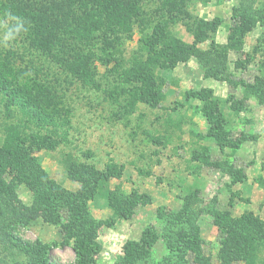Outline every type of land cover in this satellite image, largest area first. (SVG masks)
<instances>
[{
    "label": "rangeland",
    "instance_id": "374dc122",
    "mask_svg": "<svg viewBox=\"0 0 264 264\" xmlns=\"http://www.w3.org/2000/svg\"><path fill=\"white\" fill-rule=\"evenodd\" d=\"M162 2L149 0L147 11L161 8ZM238 5V0H193L186 17L169 25L170 36L192 43L185 24L201 19L210 24L218 23L212 37L216 43L225 45L235 38L234 9ZM255 8L262 10L264 0H257ZM253 25L241 49L229 52L226 69L232 85L205 79L198 62L190 58L172 70L157 72L165 81V99L156 109L140 105L130 113L123 102L114 103L109 98L112 82L104 67H97L92 81L74 78L55 66L47 55L34 50L22 36L5 43L6 22L0 19V73L12 82L28 86L33 98L55 111L60 125L58 133H66L67 142L56 151L34 153L50 178L68 191H77L79 184L69 179L65 159L69 154L84 160L82 153H89L88 162L97 168L102 169L110 159L123 167L121 178L111 181V189L120 185L124 193L137 189L151 198L149 204L137 206L129 218L115 219L109 224L105 223L113 219V212L107 196L98 195L89 203L90 215L99 224L95 239L98 249L93 256L95 264H118L124 247L138 241L147 228L154 230L158 239L149 258L140 264H198L190 251L183 256L173 253L165 238V215L180 210L184 197L191 192L200 198L194 207L199 212L196 224L202 254L210 257L212 264H219L217 253L222 236L207 214L208 208L229 212L233 218L252 213L264 222V188L259 184L260 177H264V103L243 86V83L253 84L255 76L264 78V21ZM127 31L132 35L127 41L130 53L137 49L139 34L135 27H128ZM208 45L209 42H205L198 47L205 50ZM239 61L244 66H237ZM202 89L210 90L220 104L228 132V140L222 145L207 136L209 125L201 113V101L186 99L187 92ZM3 112L0 104V142L4 123L18 121L21 115L14 109L13 117L8 118ZM68 112L70 124L65 126L63 119ZM204 148L209 163H219L220 167L194 159ZM228 165L241 171V182L232 183L233 177L226 174ZM16 192L19 200L30 207L33 194L23 184L18 185ZM160 211L164 215L159 214ZM66 219L63 213L62 222ZM13 230L23 242L48 246L49 264H77L73 241L61 246L65 232L60 225L39 218L27 226L17 225ZM258 258L257 264L264 263L263 246L258 248ZM6 261L7 264L26 263L21 257L15 258V263L12 259ZM234 264H245V261Z\"/></svg>",
    "mask_w": 264,
    "mask_h": 264
},
{
    "label": "trees",
    "instance_id": "16d2710c",
    "mask_svg": "<svg viewBox=\"0 0 264 264\" xmlns=\"http://www.w3.org/2000/svg\"><path fill=\"white\" fill-rule=\"evenodd\" d=\"M148 1L0 0V19L8 22L9 13L22 17L28 28L22 38L74 78L92 81L97 75V67H104L112 82L109 98L114 103L123 102V107L130 113L140 105L156 109L165 99V81L157 72L172 70L190 58L198 62L205 79L233 84L226 62L230 51L241 49L253 24L264 21V8L259 11L255 8L257 0H238L239 5L234 9L237 19L235 38L225 45L216 43L212 37L218 23L210 24L201 19L185 24L193 38L192 43L187 44L170 36L169 25L182 21L193 0H163L161 8L150 12L146 8ZM128 27H135L139 34L137 49L130 53L127 41L132 35L128 33ZM205 42H209L207 49H200L198 45ZM236 65L244 66V63L239 61ZM34 86L41 90L39 85ZM243 86L264 103V78L255 76L253 84L243 83ZM31 94L28 86L12 82L0 73L3 114L12 118L14 109L21 114L18 121L4 123V136L0 142V264H7L6 259L15 263L18 257L26 260L25 264H49L48 246L23 242L13 230L17 225L27 226L39 218L61 226L65 232L61 246L73 241L77 264H95L93 256L98 249L95 239L99 224L90 215L89 203L98 195L107 196L108 206L113 212V219L105 223L109 224L115 219L129 218L137 206L149 204L151 198L137 189L124 193L120 185L111 189V181L121 178L123 167L110 159L102 169L97 168L88 162L91 158L89 153H82L84 160L69 154L65 159L69 179L79 184L77 191H68L52 180L34 153L56 151L67 142L66 133H58L60 125L55 111L48 105H41ZM186 99L201 101V113L209 125L207 136L220 145L227 142L225 119L212 92L205 89L187 92ZM68 114L63 119L65 126L70 124ZM194 159L220 167L219 163H209L205 148ZM226 174L233 177L232 183L243 180L241 171L230 165ZM20 184L33 194L30 207L25 206L17 196L16 189ZM259 184L264 188V177H260ZM199 202L198 195L191 192L184 197L180 210L165 215V238L173 253L183 256L190 251L196 263L212 264L211 258L202 254L196 224L199 212L194 210ZM206 211L222 236L217 253L219 264H234L237 261L257 264L260 261L258 248L264 247L262 220L252 213L233 218L229 212L212 208ZM63 213L67 218L65 222H62ZM159 214L164 215L161 211ZM157 239L156 232L147 228L138 241L124 247L118 264L146 261Z\"/></svg>",
    "mask_w": 264,
    "mask_h": 264
},
{
    "label": "clouds",
    "instance_id": "9594fccd",
    "mask_svg": "<svg viewBox=\"0 0 264 264\" xmlns=\"http://www.w3.org/2000/svg\"><path fill=\"white\" fill-rule=\"evenodd\" d=\"M28 31L26 21L15 14H8V22L3 33V41L5 43H11Z\"/></svg>",
    "mask_w": 264,
    "mask_h": 264
}]
</instances>
